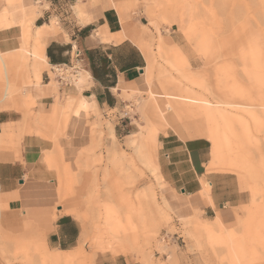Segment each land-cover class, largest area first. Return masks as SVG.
<instances>
[{"label":"rangeland","instance_id":"obj_1","mask_svg":"<svg viewBox=\"0 0 264 264\" xmlns=\"http://www.w3.org/2000/svg\"><path fill=\"white\" fill-rule=\"evenodd\" d=\"M25 1L26 17L38 5H45L40 15L46 9L34 19L30 34L35 25L49 22L56 30L76 28L80 17L74 5L96 4ZM133 1L150 50L149 87L127 95L116 108L84 110L81 118L92 132L90 139H83L86 146L67 147V125L85 99L75 104L68 93L78 86V76L60 85L47 64L40 80L49 84L44 94L36 97L31 87L17 83L4 100L0 90V112L14 111L17 119L0 123V152L19 149L24 135L41 137L50 145L44 152L46 175L36 186L38 199L30 201L35 209L10 208L0 200V264H98L106 254L122 256L128 264H264V0ZM4 6L0 0V11ZM160 35L164 44L159 51ZM32 45L29 38V51ZM52 92L54 104L45 111L40 99ZM193 98L206 101L215 113L220 106L235 115L231 125L217 115V146L211 132L196 137L210 142L208 171L227 173L235 182L231 189L242 194L239 204L223 209L233 214L228 221H222L220 213L206 218L202 207L194 205L199 197L190 201L152 170L164 135L187 139L176 126L182 122L180 110L170 112L172 103L181 102L186 109ZM155 100V106L140 111L141 103ZM148 121L153 136L135 150L128 137L149 128ZM216 153L222 161L214 162ZM203 194L209 195L206 182ZM66 213L76 221L79 238L75 246L59 250L51 232L58 216Z\"/></svg>","mask_w":264,"mask_h":264},{"label":"crops","instance_id":"obj_2","mask_svg":"<svg viewBox=\"0 0 264 264\" xmlns=\"http://www.w3.org/2000/svg\"><path fill=\"white\" fill-rule=\"evenodd\" d=\"M24 2L26 1L4 0L5 6L0 11L2 98L6 100L13 92L9 91L14 90L17 83L31 87L32 92L36 86L43 88L49 85L40 84L42 67L47 64L51 68L53 64L70 63L71 48L77 47L84 58V69L81 72L87 73L88 78L83 83L77 82L78 86L70 87L68 93L75 97V104L81 97L86 100L81 99L78 102L74 112H79V115L70 117L66 133L70 138L67 146L70 150L84 147L87 142L83 139H90L92 136L84 118H81L84 110L90 108L94 112H104L120 106L125 102L127 95H138L148 90L146 68L150 50L143 34L144 24L134 15L136 7H133V0H89L90 5L96 3L94 7L89 8L82 2L74 5L80 17V25L76 28L62 27L56 30L53 22H49L35 25L33 33L30 34L34 19H40L46 9L40 15L45 5H38L37 9L26 17L23 11ZM153 26L158 30L156 24ZM29 38L33 40L31 51L27 49ZM163 44L164 40L160 35L157 45L159 51ZM30 84L33 86H29ZM54 94L52 92L50 96L40 99L41 107L45 111L51 110ZM170 109V112L176 110L174 107ZM14 113L0 112V116L3 115L0 123L15 122L17 119L12 117ZM228 113L224 121L231 125L229 121L234 120L235 115ZM243 127L248 129V124H243ZM111 130L114 138L112 127ZM142 130L144 132L141 135V148L146 146L148 137L153 136L154 132V129ZM142 130L135 132L133 137H128L130 144L138 151L141 148L138 149L132 144V138L138 137ZM197 136L203 135L185 137L187 139H181L175 134L164 135L160 140L161 155L153 170L161 175L162 181L173 188H179L182 194L190 197V201L199 197V201L194 205L202 207L206 218L213 219L220 213L222 221H228L233 214L223 209L229 204H239L242 194L238 189H231L235 182L227 173L208 171L210 142L205 136L196 138ZM217 145L218 142L215 143V146ZM49 147L48 141L41 137L24 135L19 149L0 152V200L7 203L8 207L24 205L35 209L37 205H32L30 201L38 199L36 186L41 177L46 175L44 152L49 151ZM221 158L223 157L217 153L213 156L214 162ZM205 182L209 185L208 196L203 194ZM135 197L138 198L137 193ZM53 229L52 243L60 248L59 250H65L61 249L62 247L75 246L79 238L78 225L70 215H59ZM98 264L128 263L122 256L106 254L99 258Z\"/></svg>","mask_w":264,"mask_h":264},{"label":"bare ground","instance_id":"obj_3","mask_svg":"<svg viewBox=\"0 0 264 264\" xmlns=\"http://www.w3.org/2000/svg\"><path fill=\"white\" fill-rule=\"evenodd\" d=\"M0 59H2V58H0ZM81 71H79L77 76H78V82L80 81V83H83L88 78V75H87V73H84ZM43 90L44 89L42 87L36 86L35 89L33 90V94L35 96H40V95L44 94ZM151 96L153 98H155L154 97L155 91H154V93H152V90H151ZM156 104H157L156 100L152 101L151 103L143 102L142 104L139 105V108H140V111L142 112V109H145L146 106L151 107V106H155ZM164 104L165 105H163V106L166 107L167 103L164 102ZM172 106L174 107V109H176L175 111L180 110V119H182V122L178 125L176 124V126H178L180 132H186L184 134V137H192V136L199 135V134L205 135L206 131H208V133L211 132V136L214 138L213 139L214 143H217V141L215 142L216 136H214L216 133V132H214V130H216L217 125H218L216 118H217V115H219L222 118V120H225L227 117L226 113H228L226 111V109H222V108H220V106H217L216 107V113H215L212 110V107L210 105H208L206 103V101H202L198 98L197 99L193 98L192 101L187 102L188 107L186 109H185L184 105L178 101H175L174 103H172ZM143 114L145 116V113H143ZM164 116H165V112L161 113V117L164 118ZM152 124L153 123L151 121H148L147 126L149 128H147V129L152 130L153 129ZM227 124H228V122H227ZM142 134H143V130L138 137L132 138V144L135 145L138 149L141 148V145H142V143H141V135ZM1 213L2 212H1V208H0V216L2 215Z\"/></svg>","mask_w":264,"mask_h":264},{"label":"built area","instance_id":"obj_4","mask_svg":"<svg viewBox=\"0 0 264 264\" xmlns=\"http://www.w3.org/2000/svg\"><path fill=\"white\" fill-rule=\"evenodd\" d=\"M71 62L68 64H53L51 65V72L55 75L56 81L60 85L67 86L71 84L72 77L78 75L79 71L84 69V58L81 51L77 47L71 48ZM49 77V75L47 74Z\"/></svg>","mask_w":264,"mask_h":264},{"label":"trees","instance_id":"obj_5","mask_svg":"<svg viewBox=\"0 0 264 264\" xmlns=\"http://www.w3.org/2000/svg\"><path fill=\"white\" fill-rule=\"evenodd\" d=\"M62 248H64V247H62Z\"/></svg>","mask_w":264,"mask_h":264}]
</instances>
